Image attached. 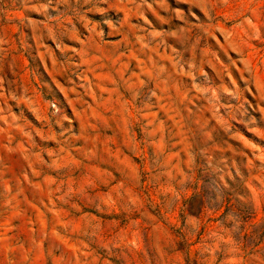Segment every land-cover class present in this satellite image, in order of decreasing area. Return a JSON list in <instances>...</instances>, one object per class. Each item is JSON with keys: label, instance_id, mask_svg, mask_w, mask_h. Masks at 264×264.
<instances>
[{"label": "rangeland", "instance_id": "rangeland-1", "mask_svg": "<svg viewBox=\"0 0 264 264\" xmlns=\"http://www.w3.org/2000/svg\"><path fill=\"white\" fill-rule=\"evenodd\" d=\"M0 264H264V0H0Z\"/></svg>", "mask_w": 264, "mask_h": 264}]
</instances>
